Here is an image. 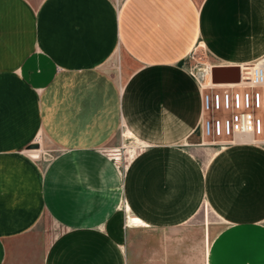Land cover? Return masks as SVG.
I'll list each match as a JSON object with an SVG mask.
<instances>
[{"label":"crops","instance_id":"1","mask_svg":"<svg viewBox=\"0 0 264 264\" xmlns=\"http://www.w3.org/2000/svg\"><path fill=\"white\" fill-rule=\"evenodd\" d=\"M197 48L240 77L264 56V0H0V264L44 216L62 231L41 264H193L138 238L189 233L204 206L222 223L203 264H264V144L205 142ZM121 130L125 167L102 151Z\"/></svg>","mask_w":264,"mask_h":264},{"label":"rangeland","instance_id":"2","mask_svg":"<svg viewBox=\"0 0 264 264\" xmlns=\"http://www.w3.org/2000/svg\"><path fill=\"white\" fill-rule=\"evenodd\" d=\"M120 56L121 54L119 50H116L109 63L106 64V67L111 69L113 75L118 81ZM188 59L193 63L192 68L193 71H195L194 73L196 76L201 75V73H203L206 68L213 67L211 64L206 63L208 60L206 58L205 52L198 48L192 50ZM198 68L202 69L200 70ZM204 138L206 139L205 142L214 146H223L228 144L229 141H232L230 138L223 137ZM115 139L116 140L114 142L106 145L102 151L104 154L106 153L109 157H111L115 163L121 167H125L138 150V143L135 138H132L128 132H126V130H121ZM250 141L252 142V139ZM255 142L259 145L264 144V141L262 140ZM25 151L29 156H31L32 152L35 151L36 155L31 157L33 159H38L43 165H46L57 153V149L52 147L49 142H45L43 138L39 136L33 140V143H31ZM131 219L132 218L129 215L127 224L132 225L133 223L137 222L136 219H133L134 222ZM191 221L192 222L187 224V227H189V233L186 232L183 235L179 230L178 233L174 235H164L153 238L149 237V232L143 231V234L139 235L140 238H138V240L142 243L139 249H151V244L153 242L154 245L157 246L155 248L183 246L185 250H188V255L191 257L193 256V264H203V258L207 250L206 247L212 240L214 233L220 228L222 222L216 217V215L208 206L201 208L198 214H196ZM61 231V227L57 225V223L53 221L52 218L44 216L41 219V222H39V224L36 226V229L32 231V234L30 235L32 240L28 241L27 239L29 238H24L26 241L24 245H21L20 248L15 249L18 252L16 253L18 258L25 257L24 262H18L17 264H41L43 253L45 252L46 248ZM132 237V243L133 241L136 242L134 236Z\"/></svg>","mask_w":264,"mask_h":264},{"label":"built area","instance_id":"3","mask_svg":"<svg viewBox=\"0 0 264 264\" xmlns=\"http://www.w3.org/2000/svg\"><path fill=\"white\" fill-rule=\"evenodd\" d=\"M253 63L244 69L242 83L213 88L201 76L202 129L206 136L235 138L248 134L264 141V56Z\"/></svg>","mask_w":264,"mask_h":264},{"label":"bare ground","instance_id":"4","mask_svg":"<svg viewBox=\"0 0 264 264\" xmlns=\"http://www.w3.org/2000/svg\"><path fill=\"white\" fill-rule=\"evenodd\" d=\"M254 64V63H253ZM251 65V64H250ZM250 65H247L246 66V68L247 67H249ZM210 69H212V68H210ZM239 69V68H238ZM242 69H244V67H242ZM242 72H244V71H242ZM204 75V79H205V83L207 84V85H209V86H211V87H213V88H216V87H223V86H227V85H229L230 83H238V82H243V78H242V75H243V73L240 75V77L238 76V78H239V80L238 81H230V82H216V83H214L213 81H212V79H211V70L210 71H207V69H205L204 70V72L203 73H201V75H199V76H197V79H199V86H200V90H201V93H202V91L204 90V87L202 86V82H201V76H203ZM230 86V85H229ZM204 116H205V113H204V111H203V118H204ZM202 121H203V119H202ZM202 134H203V136L204 137H209V136H206L205 134H204V130L202 129ZM239 136H242V137H246L245 138V141L246 140H251L252 139V142H255V141H258V140H256L255 138H252V136L251 135H248V134H246V135H244V134H237V136L235 137V138H231V137H223V138H230L231 140H233V139H236L237 137H239ZM213 138H222V137H214L213 136ZM36 154L34 153L33 155H31V156H35Z\"/></svg>","mask_w":264,"mask_h":264},{"label":"water","instance_id":"5","mask_svg":"<svg viewBox=\"0 0 264 264\" xmlns=\"http://www.w3.org/2000/svg\"><path fill=\"white\" fill-rule=\"evenodd\" d=\"M239 69L236 66H215L211 69V79L216 82L238 81Z\"/></svg>","mask_w":264,"mask_h":264}]
</instances>
